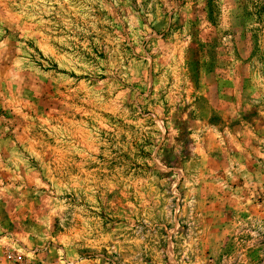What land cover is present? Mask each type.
<instances>
[{"label":"rangeland","instance_id":"374dc122","mask_svg":"<svg viewBox=\"0 0 264 264\" xmlns=\"http://www.w3.org/2000/svg\"><path fill=\"white\" fill-rule=\"evenodd\" d=\"M32 264H264V0H0V243Z\"/></svg>","mask_w":264,"mask_h":264},{"label":"built area","instance_id":"2783aa9c","mask_svg":"<svg viewBox=\"0 0 264 264\" xmlns=\"http://www.w3.org/2000/svg\"><path fill=\"white\" fill-rule=\"evenodd\" d=\"M16 243L14 237L9 238L8 244L3 241L0 243V264H32L31 259L22 253Z\"/></svg>","mask_w":264,"mask_h":264}]
</instances>
